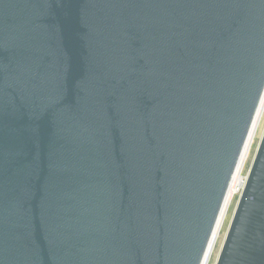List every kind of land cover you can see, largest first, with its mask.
<instances>
[{"label":"water","instance_id":"95a60500","mask_svg":"<svg viewBox=\"0 0 264 264\" xmlns=\"http://www.w3.org/2000/svg\"><path fill=\"white\" fill-rule=\"evenodd\" d=\"M263 99L264 0H0V264H204Z\"/></svg>","mask_w":264,"mask_h":264},{"label":"bare ground","instance_id":"6f19581e","mask_svg":"<svg viewBox=\"0 0 264 264\" xmlns=\"http://www.w3.org/2000/svg\"><path fill=\"white\" fill-rule=\"evenodd\" d=\"M263 119H264V99L262 102L261 109L259 110L250 141H249V143L245 149L244 155H243L242 160L239 164L237 172H236V174L232 180L229 195H228V198L226 201V205H225V208H224L223 213L221 215V218L219 220V223L217 225V228H216V231H215V234H214V237H213V240H212V243H211V246H210V249H209V252H208V255H207V258H206L204 264H211V262L213 260L214 254L216 252L217 246H218L219 241H220L221 231L223 229L224 221L227 217V213H228L229 208H230L232 196L234 194H236L239 190H240L239 193H241L243 187L245 186V179L242 180L240 174L242 173V171H243V169L247 163V160H248V157L250 155L252 146H253L255 139H256V137L259 133V130L261 128Z\"/></svg>","mask_w":264,"mask_h":264},{"label":"rangeland","instance_id":"374dc122","mask_svg":"<svg viewBox=\"0 0 264 264\" xmlns=\"http://www.w3.org/2000/svg\"><path fill=\"white\" fill-rule=\"evenodd\" d=\"M263 134H264V119H263L261 128L259 130V133H258V135H257V137L255 139V142H254L253 146H252V149H251L250 155L248 157L247 163H246L242 173L240 174L242 180L245 179V181H246V179H247L250 167H251L252 162L254 160L256 151L258 149V146H259V143L261 141V138H262ZM239 192H240V190L236 194H234L232 196V201L230 203V208H229V211L227 213V217H226V219L224 221L223 229L221 231L220 241H219V244L217 246V249H216V252L214 254V257H213V260H212L211 264H216L217 260L219 258L220 252L222 250V247H223V244H224V241H225V238H226L230 223L232 221V218H233L234 212L236 210V207H237V204H238V200H239V197H240L242 191H241V193H239Z\"/></svg>","mask_w":264,"mask_h":264},{"label":"built area","instance_id":"2783aa9c","mask_svg":"<svg viewBox=\"0 0 264 264\" xmlns=\"http://www.w3.org/2000/svg\"><path fill=\"white\" fill-rule=\"evenodd\" d=\"M246 182H247V179H246V181H245V185H246ZM245 187V186H244ZM244 187H243V189H244ZM243 189H242V191H243Z\"/></svg>","mask_w":264,"mask_h":264}]
</instances>
